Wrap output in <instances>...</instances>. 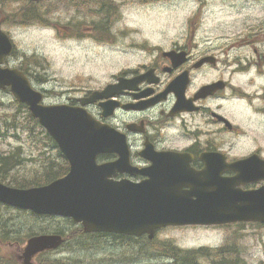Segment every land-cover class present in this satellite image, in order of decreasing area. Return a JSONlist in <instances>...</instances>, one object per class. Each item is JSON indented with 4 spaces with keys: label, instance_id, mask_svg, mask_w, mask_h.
Wrapping results in <instances>:
<instances>
[{
    "label": "flooded vegetation",
    "instance_id": "af4514ba",
    "mask_svg": "<svg viewBox=\"0 0 264 264\" xmlns=\"http://www.w3.org/2000/svg\"><path fill=\"white\" fill-rule=\"evenodd\" d=\"M7 1L15 9L10 12L0 0V28L11 39L14 51L2 65L19 69L22 64L17 57L14 32L20 10L16 1ZM84 1L66 0L78 5ZM191 1L194 10L189 17V33L178 34L183 38L167 48L141 47L134 58L136 64L123 66L106 83L126 85L114 89L110 115H104L101 100L85 105L81 101L106 84L96 89L81 86L72 95L57 94V99L66 96L61 102L48 103L83 107L98 121L125 135L134 172L118 173L114 177L117 181H147L148 169L157 155L162 157L158 161L162 167L183 166L195 174L207 170L211 177L214 168H225L236 161L248 160L250 166H264V0ZM94 3L97 8L113 10L114 6L120 8L121 2ZM65 25L68 24L62 25L60 36L75 37ZM96 30L94 27L88 31L90 38L101 39ZM36 73L27 76L34 82ZM33 84L44 87L41 82ZM6 95L12 97L13 106H19L6 87L0 88V108L5 105ZM118 158L117 153H105L98 155L97 162ZM221 175L232 177L235 172L223 170ZM263 186L264 178L241 185L243 190ZM76 225L82 227L84 236L92 235L85 233L81 224ZM142 237L148 239L147 234ZM17 249L22 262L24 247ZM168 259L166 263L176 258Z\"/></svg>",
    "mask_w": 264,
    "mask_h": 264
},
{
    "label": "water",
    "instance_id": "95a60500",
    "mask_svg": "<svg viewBox=\"0 0 264 264\" xmlns=\"http://www.w3.org/2000/svg\"><path fill=\"white\" fill-rule=\"evenodd\" d=\"M12 51V42L0 29V88L10 86L14 97L28 105L32 116L68 159L69 171L48 184L30 188L0 181V202L38 215L72 218L85 232L148 233L150 238L166 226L264 223V186L255 190L241 187L264 178V166H250L248 160L214 168L211 177L207 170L195 174L183 166L162 167L158 163L162 157L157 155L148 169L147 181L115 180L118 173L134 172L125 135L101 123L82 107L44 104V93L33 87L23 71L1 66ZM121 86L126 87L122 83L108 84L81 101L87 104L108 99L100 102L104 115L108 116L114 109L110 98L114 89ZM105 153H117L119 158L98 163V155ZM223 170H233L235 175L222 177ZM64 240L57 233L29 237L22 263L34 264L33 258L38 253L56 249Z\"/></svg>",
    "mask_w": 264,
    "mask_h": 264
},
{
    "label": "rangeland",
    "instance_id": "374dc122",
    "mask_svg": "<svg viewBox=\"0 0 264 264\" xmlns=\"http://www.w3.org/2000/svg\"><path fill=\"white\" fill-rule=\"evenodd\" d=\"M114 1L121 2L119 20L115 23L111 21L112 25H106L107 29L95 27L96 24L102 26L105 14L89 11L83 6L79 7L66 0H42L36 3L39 7L42 5L45 10L48 8L46 6H58V11L54 12L55 15L49 17L46 22H51L53 18L56 22L69 21L71 24L68 23L65 26L72 31V34L83 35L81 38L60 37L63 34L61 24L57 31L39 22L29 24L27 27L15 25L14 40L18 50V60L21 64L25 59L37 62L33 65L39 71L33 83H43L44 87L36 88L46 89L44 90L48 97L45 100L46 103L59 102L66 96L57 99V94L72 95L81 86H87L90 89L100 88L123 66L135 65L134 58L140 53L141 47L150 49L153 45H158L167 48L174 41L183 38L178 34L185 36L189 33V17L194 10V3L191 0ZM94 27L105 40H96L93 36L90 38L88 31L91 32ZM105 32L109 34L110 39L103 37ZM38 73L44 76L39 77ZM12 100L11 96L4 97L5 105L0 108V118L16 112L18 106L17 104L13 106ZM21 115L24 131L19 132L20 137L19 134L15 136L13 133L6 137L0 136V154L21 147L24 162L11 171L12 175L19 180L18 182L37 179L41 172L38 170L41 169L40 166L57 155V151L54 149L51 151L47 145L43 131L26 124L23 118L25 115ZM50 155L53 156L50 157ZM1 209L7 213L4 214L3 219L9 220L7 224L15 230L33 228L32 225H37L36 228L40 229L48 224H59V221L65 224L63 217L53 216V219L31 220L26 213L14 208L2 207ZM32 233L34 232L22 233L19 246H23ZM153 240L161 247L165 243L175 244L181 254L208 248L212 254L207 257L198 256V264H213V260L220 259L215 255L218 256L217 252L221 248L233 245L236 246L233 251L235 254L231 255L234 258L233 264H264V226L251 222L228 224V226H167L159 229ZM126 241L127 243L121 241L119 237L108 235L92 239L75 233L71 235L64 248L51 251L41 259L39 258L40 260L36 259L35 262L46 264L48 263L45 262L46 260L55 258L63 259L61 263L67 264H163V261H167L166 255L160 251L149 249V246L147 249L146 246L140 248L144 241L129 240V245L128 240ZM17 251V244L0 247V253L3 256L16 255ZM191 255L195 256L194 253ZM11 263L13 262L7 261V264Z\"/></svg>",
    "mask_w": 264,
    "mask_h": 264
},
{
    "label": "trees",
    "instance_id": "16d2710c",
    "mask_svg": "<svg viewBox=\"0 0 264 264\" xmlns=\"http://www.w3.org/2000/svg\"><path fill=\"white\" fill-rule=\"evenodd\" d=\"M64 1V0H63ZM91 4V3H89ZM41 7L37 6V4L31 5V6H26V7H22V14H21V23L22 24H29V23H42V24H46V25H52L54 27H59V24L63 25L65 23H69L71 24V22H62V20H59L56 22V19L53 18L51 22L47 23L46 21L48 20V18L52 17V15H55L54 12H57V7L58 6H46L48 7L47 10H45L43 8L42 5H40ZM88 10H97L94 9L93 6H86ZM114 10V11H113ZM113 10H111L110 8L107 7H101V9L98 11L99 14H105L104 22L101 24L102 26H99L98 24L95 25L96 28L98 29H107V26H111V21L115 23L116 20H119L118 14L120 11V8H117L116 6H114ZM118 12V13H117ZM117 16L116 18H110V17H114ZM108 18V22L105 18ZM55 22V23H54ZM111 33V31H108ZM80 35V34H79ZM103 37L105 38H109V34L107 32H105L103 34ZM110 39V38H109ZM35 60H31V59H25L24 63L19 67V69L23 70L28 76L31 75V73L34 72H38L39 70L35 69L33 65L34 63L37 62H32ZM31 70V71H30ZM39 77H43L44 74L42 73H38ZM24 118V122L26 124L31 125L32 127H38L43 131L44 136L47 139V145L50 147L51 149H54L57 151V155L53 156L49 159L48 163L43 164L42 166H40L41 169H38L40 172V176L35 179V180H23L21 182H18L19 180L16 179V177L14 175H12V170L18 166V165H22V162H24L22 155H21V147H17L15 150L10 151V152H6V153H2L0 154V181L11 185V186H15L18 188H28V187H32V186H40V185H45L48 184L50 182H52L53 180L64 176L68 170H69V163L67 161V159L65 158V156L60 152V150L58 149V146L56 144V142L50 137V135L46 132V130L39 124L38 120L33 118L30 115V112L27 108V106L24 103H20L19 104V108L17 109V111L11 115V116H3L2 118H0V135L3 134V137H6V135L13 133L15 136H17L19 134V132L22 130V115ZM20 137V134H19ZM18 137V138H19ZM52 151V150H51ZM4 209H11L13 207H10L8 205H4V204H0V247L4 246H11L14 244H17V246L19 247L20 241H21V234L24 232H34L32 235L35 234H40V233H58L61 234L65 237H67L68 235V240L67 242L63 245L62 248H64L68 241H69V236L71 237V235L75 234V233H79L80 235H82V227L77 226L76 224H74V222L69 219V218H62L65 222V224H63L61 221H59V224H48L46 226H44V228H40L37 229V225H32L33 228H28L26 230L19 229V230H15L14 228L12 229L11 227H9V225L7 224V222H9V220H5L3 219L4 214H7L6 212L2 211L1 208ZM16 209V208H14ZM21 211L22 213H26V216L31 219V220H38L39 219H53V216L50 215H37L33 212H30L29 210H20V209H16ZM50 216V217H48ZM56 225V226H53ZM38 226H41V224H38ZM259 226H264V225H260ZM25 227V226H24ZM40 231V232H37ZM70 234V235H69ZM29 235V236H30ZM107 234H100L97 233L95 235H91L89 236V238L92 239H97L101 236H105ZM119 239L125 243H127V239L126 237H119ZM132 240H134L135 242L138 241H144L143 244H141L140 248H144L146 246H149V249H154L157 251H160L161 253L166 255V258H170L172 259L173 257L176 258L174 259L172 262L168 263V264H198L197 260H198V256L200 257H207L209 255L212 254V252H210L208 250V248H202V249H197V250H192V251H186L183 254L180 253V250L176 247L175 244H170L167 245L168 243L163 244V246H159L157 245V242L153 239L151 240H142V239H137V238H133ZM23 241V240H22ZM129 240H128V245H129ZM156 245V246H155ZM61 248V249H62ZM236 246H224L223 248H221L217 253L218 256L215 255V257L220 258L218 260H213L212 263L213 264H233L234 262L232 261L234 258L231 257L232 254H235L233 251H235ZM215 251V250H213ZM51 251H46L43 252L41 254H39V256L36 259H41L42 257L46 256L47 254H49ZM53 252V251H52ZM195 254V256H192L191 254ZM214 254V253H213ZM225 256H222L224 255ZM39 259V260H40ZM63 260V259H61ZM61 260L55 258L54 260H46L45 262H48L49 264H67V263H61ZM7 261H11L13 263L11 264H21L20 259L18 258V255H10V256H6V255H2L0 253V264H7ZM169 261V259H168ZM46 263V264H48ZM36 264H45L44 262H40V263H36Z\"/></svg>",
    "mask_w": 264,
    "mask_h": 264
}]
</instances>
